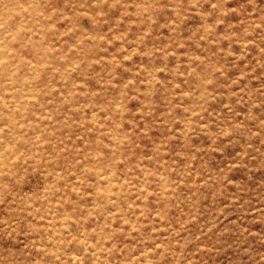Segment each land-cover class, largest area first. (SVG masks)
Returning a JSON list of instances; mask_svg holds the SVG:
<instances>
[{
	"label": "rangeland",
	"instance_id": "rangeland-1",
	"mask_svg": "<svg viewBox=\"0 0 264 264\" xmlns=\"http://www.w3.org/2000/svg\"><path fill=\"white\" fill-rule=\"evenodd\" d=\"M0 264H264V0H0Z\"/></svg>",
	"mask_w": 264,
	"mask_h": 264
}]
</instances>
